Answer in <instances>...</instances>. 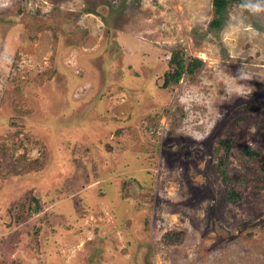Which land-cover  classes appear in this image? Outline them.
I'll use <instances>...</instances> for the list:
<instances>
[{
	"label": "rangeland",
	"instance_id": "374dc122",
	"mask_svg": "<svg viewBox=\"0 0 264 264\" xmlns=\"http://www.w3.org/2000/svg\"><path fill=\"white\" fill-rule=\"evenodd\" d=\"M242 2L215 29L213 0H0V264H264V13ZM174 51L203 63L164 86Z\"/></svg>",
	"mask_w": 264,
	"mask_h": 264
},
{
	"label": "trees",
	"instance_id": "16d2710c",
	"mask_svg": "<svg viewBox=\"0 0 264 264\" xmlns=\"http://www.w3.org/2000/svg\"><path fill=\"white\" fill-rule=\"evenodd\" d=\"M235 1V0H234ZM242 2V0H237ZM232 2V0H213V19L210 22V26L219 29L225 25V13L227 10L228 5ZM172 63L175 64V67L172 72L166 73L165 75V82L164 86L169 85L170 83H177L181 79L184 74H192L196 68L202 65V60L198 59L197 57L190 58V61H186L185 57L180 55L178 52L172 53ZM236 141L234 137H228L222 140L218 147L217 151L222 152L219 153L220 161L225 162L230 154V152L236 148ZM238 148V147H237ZM239 149V148H238ZM239 151L243 154V156L248 157H255L259 155L257 151H254L251 146H244ZM230 199L233 202H236L237 194L233 191H229ZM166 238L164 237V240ZM166 241V240H165ZM168 242V241H167Z\"/></svg>",
	"mask_w": 264,
	"mask_h": 264
},
{
	"label": "clouds",
	"instance_id": "9594fccd",
	"mask_svg": "<svg viewBox=\"0 0 264 264\" xmlns=\"http://www.w3.org/2000/svg\"><path fill=\"white\" fill-rule=\"evenodd\" d=\"M239 7L252 15H259L264 13V0H245ZM240 78H244L243 72H240Z\"/></svg>",
	"mask_w": 264,
	"mask_h": 264
}]
</instances>
